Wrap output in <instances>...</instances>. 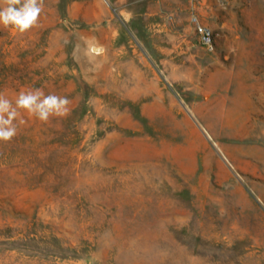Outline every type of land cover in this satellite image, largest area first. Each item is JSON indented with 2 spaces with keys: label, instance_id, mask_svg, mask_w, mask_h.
Returning <instances> with one entry per match:
<instances>
[{
  "label": "rangeland",
  "instance_id": "1",
  "mask_svg": "<svg viewBox=\"0 0 264 264\" xmlns=\"http://www.w3.org/2000/svg\"><path fill=\"white\" fill-rule=\"evenodd\" d=\"M34 88L71 112L0 142V264H264V0H43Z\"/></svg>",
  "mask_w": 264,
  "mask_h": 264
},
{
  "label": "clouds",
  "instance_id": "2",
  "mask_svg": "<svg viewBox=\"0 0 264 264\" xmlns=\"http://www.w3.org/2000/svg\"><path fill=\"white\" fill-rule=\"evenodd\" d=\"M43 0H0V26L24 34L39 25ZM67 96L45 94L42 88L20 90L14 99L0 92V142H10L18 135V124H24L22 113L42 123L65 118L71 109Z\"/></svg>",
  "mask_w": 264,
  "mask_h": 264
},
{
  "label": "built area",
  "instance_id": "3",
  "mask_svg": "<svg viewBox=\"0 0 264 264\" xmlns=\"http://www.w3.org/2000/svg\"><path fill=\"white\" fill-rule=\"evenodd\" d=\"M199 30L201 32V35H202V38H203V41L206 43V44H210L211 43V33L205 29V28H202V27H199Z\"/></svg>",
  "mask_w": 264,
  "mask_h": 264
}]
</instances>
